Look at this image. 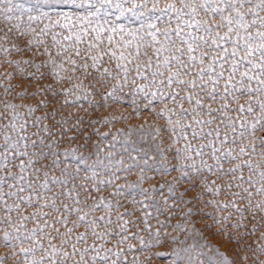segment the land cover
I'll return each instance as SVG.
<instances>
[{
  "label": "snow or ice",
  "instance_id": "snow-or-ice-1",
  "mask_svg": "<svg viewBox=\"0 0 264 264\" xmlns=\"http://www.w3.org/2000/svg\"><path fill=\"white\" fill-rule=\"evenodd\" d=\"M37 2L85 10L84 16L57 12L58 19L54 22L48 12L41 11L37 16L29 14L28 33L37 37L50 35L53 46L60 45L57 55L64 56L73 65L72 72L76 71V61L71 57H80L79 44L91 37L84 58L92 61V68H98L107 55L116 61L119 73L113 76L104 68L101 76L123 80V84L113 86L107 95L118 99V91H123L129 74L135 72L144 83L135 88L134 95L142 94L147 101L144 108L166 121L163 129L170 134L171 142L167 149L157 145L160 160L151 166L147 154L143 158L144 166L136 157L125 166L123 159L114 161L112 153L102 160L98 152L96 160L88 163L89 156L77 155V149L54 153L51 143L47 142L52 140L55 127H60V139L68 131L76 132L70 140L81 135L83 117L77 116L73 123L71 114L65 116L61 112L66 105L73 106L81 98L87 100V95L74 96L72 89H63L62 100L39 117H34V113L40 108L49 109L52 101L45 98L33 106L16 104L10 99L0 100V264H147L152 256L166 255L175 257L172 264L184 259L187 264H205L200 257H193L189 249L182 250L186 257L181 256V250L170 254L149 251L163 244L160 237L165 224L157 220L159 227L153 232L149 223L152 212L148 209L153 207L157 216L161 214L153 197L165 186L169 197H177L181 204L200 203L210 194L212 199L207 200L205 206L211 205L214 211L227 213L213 217V223L220 225L217 234L226 232L230 241L243 245L237 249L244 253L239 257V264H264V231H260L264 228V0ZM30 3L31 0H0V17L4 22L0 27V53L5 57L12 51L19 53L25 48L31 50L33 45L44 44L43 39L29 40L24 46L20 44V37L27 33L20 32L19 22L25 12H32V8L25 7ZM101 10L104 16L115 10L121 16L142 22L136 29H125L123 25L105 28L99 23ZM42 18L50 22L41 28ZM61 19L65 23H60ZM13 20L17 23L13 24ZM93 20L95 27L74 30L80 22L91 26ZM54 27L68 34L54 33ZM13 32L17 33L16 42L5 47ZM105 32L109 33L106 43L102 38ZM114 34L120 39L116 40ZM125 36L130 38L125 39ZM102 46L107 51H103ZM44 54L51 57L47 48ZM4 62L23 74L20 61L6 58ZM22 63L36 69L28 74L37 85L31 95L51 92L55 98L52 85L39 84L45 79L40 69L55 64V60ZM81 67L87 70L89 64L85 62ZM58 68H63V64L48 74L56 82L65 79ZM14 76L15 73H0L3 77L0 88L5 97L15 92L13 99L23 100L29 96L27 86L16 92L12 83ZM131 83L136 85V79ZM156 104L162 105L158 112ZM20 108H25L23 115L18 111ZM57 115L59 120L55 119ZM45 120L53 123L45 124ZM103 122L111 121L104 118ZM160 134L161 128H157L156 135ZM181 141L182 146L175 147ZM61 155L75 163L66 164L60 159ZM135 168L140 169L136 181L116 186L115 182L121 179L117 173L126 174ZM150 171L162 175L175 171L179 175L160 184L159 188L145 189V181L152 179L146 175ZM123 178L127 181L126 175ZM184 181L188 186L178 193ZM189 192L195 194L185 199ZM163 203L168 205L167 197L163 198ZM128 204L133 205L131 210ZM137 210L142 215L133 219ZM192 212L189 208L184 214ZM233 217L235 222H232ZM229 223L240 235L233 237L227 232ZM142 233H146L147 238ZM256 233H259L257 241L246 244V239ZM131 241L140 245V255L148 253L143 261L136 255L128 259V253L136 250V244ZM217 254L220 264H237L235 258L229 259L218 249ZM206 264L217 262L208 257Z\"/></svg>",
  "mask_w": 264,
  "mask_h": 264
},
{
  "label": "rangeland",
  "instance_id": "rangeland-1",
  "mask_svg": "<svg viewBox=\"0 0 264 264\" xmlns=\"http://www.w3.org/2000/svg\"><path fill=\"white\" fill-rule=\"evenodd\" d=\"M25 7H30L33 10L31 13L25 12L22 21L19 22L21 25L20 32L27 33L26 35L20 37L21 46L26 45L29 40L36 39H43L44 44L39 47L33 45L31 50L25 48L23 52L19 53L12 51L7 55V57H5L3 53H0V73H15L12 83L16 86V92L22 91L27 86V91L29 93V96L25 97L23 100L18 98L13 99V97H15V92L11 97H5L3 88H0V100L10 99L11 102L16 104L33 106L45 98L52 101V105L49 106V109L40 108L34 113V117H39L43 115L45 111L50 110V108L54 106L57 101L62 100L63 89H72L74 96L83 97L84 95H87V100L81 98L73 106L66 105L61 112V114L65 116L71 114L73 123L75 122V118L77 116L83 117V124L80 126L83 129V132L75 140L69 139V137L76 135V132L74 131H68L67 134L63 136V139H60V127L53 128L52 140L47 141L51 143V151L54 153L57 151L63 153L71 149H77V155L89 156L88 163H92L96 160L97 152L99 153V158L102 160L109 153H112V159L114 161L123 159L125 166L132 163V157H136L137 162H139L141 166H144L143 158L145 157V154H147V156L150 157V159H148V165L151 166L156 164L160 160L157 145H160L163 149H167L171 142V136L163 129L166 121L164 119L157 118L151 109L144 108L147 101L143 99L142 94L134 95L135 88L143 84L144 81L136 77L135 72H131L129 74L128 84L124 85L122 92L118 91L117 93L119 98L116 99L110 97L107 94L111 92L113 86L123 84V80L113 79L107 75L103 77L101 76L104 68H108L112 72L113 76H117L119 73V70L115 66L116 61L110 60L107 55L104 56L103 61L98 65V68H92V61L84 58V50L87 49V45L91 41V37L87 38L84 43L79 44V48L82 50L81 56L77 57L73 55L71 57L76 61V71L72 72L71 69L73 65L69 64L65 60L64 56L57 55V52L60 51V45L53 46L50 35L46 37H37L34 33H28L27 22L29 14L37 16L40 15L41 11L48 12L51 20L54 22L58 19L56 15L57 12L78 13L80 16H84L86 15L85 10L65 5L49 6L48 4H44L42 2L38 3L37 0H31V3L26 4ZM125 7H128V5ZM130 15L131 14H128V16ZM42 19V23L38 22L39 27L41 28L44 24H48L50 22L46 18ZM105 21H107V23H105ZM141 22L142 21L136 20L135 18L129 19L121 16L120 13L115 10H112V12L107 16H104L103 11L101 10L99 19V23L103 24L105 28H110L114 25H123L125 29H136L140 27ZM12 23L15 24L17 21L13 20ZM60 23H65V21L61 19ZM3 26V18L0 17V27ZM36 26V24H33V27ZM95 26V20H93V24L91 26H87L84 22H80L74 30L79 31L81 27ZM38 30L39 29H37V31ZM52 31L54 33L63 32L65 35L68 34L66 30H62L59 27H54ZM108 34L109 33L105 32L102 36V38L105 39V43L106 36ZM92 35L94 36L95 34L93 33ZM16 38L17 33L13 32L11 39L5 44V47H11V44L16 42ZM114 38L119 40L120 36L118 34H114ZM129 38L130 37L125 36V39ZM62 43L67 44L71 42L62 41ZM45 48H47L48 52L51 53V57L44 54ZM102 50L107 51V48L102 46ZM92 54L95 55L96 53L93 52ZM6 58L13 61H20L21 68L24 69L23 74L19 73L13 65L5 63L4 61ZM49 59L55 60V64H52L49 67H42L40 69V72L45 74V79L39 81V84L41 86L52 85L53 90L56 92V97L53 98L51 92L44 93V95L32 96L31 94L36 91L37 85L32 81L28 74L35 72L36 69L31 65H24L22 62L25 60H31L35 64H41ZM85 62L89 64L87 70L81 67V65ZM59 64H63V68H58L57 71H59L60 75L65 77V79L60 82H56L48 74ZM120 75L122 76V74ZM68 77H70V79H68ZM0 79H3V77H0ZM132 79H136V85L131 83ZM76 85L79 86L78 89L74 87ZM71 98L72 97H69V99ZM133 101H135V103H133ZM0 107H2V105H0ZM154 107L158 112L160 111L162 105L156 104ZM18 111L23 115L25 108H20ZM112 117H116V119H111ZM104 118H109L111 122L105 124L103 122ZM55 119L59 120V115H57ZM44 123L51 124L53 121L45 120ZM68 127H70V125ZM157 128H161V134L159 136L156 135ZM31 130L32 129L30 128L29 131ZM77 131H79V129ZM129 132H131V135H129ZM105 133H108V135L104 136ZM114 137L115 139H113ZM182 144L183 141L175 145V147H181ZM57 145H59L58 148ZM125 148H127V152H125ZM133 149H139L140 151L136 152L133 151ZM45 151L47 152L48 149H45ZM165 155H168L169 159H172L167 152ZM60 159L64 160L68 165L75 163L62 155L60 156ZM205 159L207 160L208 157L205 156ZM173 163H175L174 160ZM209 163H212V161L209 160ZM139 172L140 169L135 168L126 174L117 173L121 179L115 182L116 186L124 185L126 182L132 183L136 181L139 176ZM245 172H247V170H245ZM81 175H83V173H81ZM125 175L127 176V181L123 178ZM146 175L152 177V179L145 181L143 187L145 189H151L153 187L159 188L160 184L165 183V181H171L174 177L178 176L179 173L173 171L168 175H162L158 172L150 171L147 172ZM187 186L186 181L182 182L178 187L177 192H183L184 188ZM109 191H111V189H109ZM197 191H199V189H197ZM233 191H236V189H233ZM103 194L107 195V193ZM194 194V192H189L185 199H188ZM164 197L168 198L167 206L163 203ZM137 199H141V197H137ZM153 199L160 208L161 214L157 216L154 208L149 207L148 211L152 212V217L150 218L149 223L152 226L153 232H155L159 227L157 220L164 222L165 227L161 229L160 237L161 240H163V244L159 247L149 249L150 252H163L170 254L173 250H181V256L186 257L187 254L182 250L189 249L193 257H200V259L205 261V264L208 257H212L217 264H220V256L217 254L218 249L219 253L226 255L229 259L235 258L237 264H239V257L244 253L238 252L237 249L243 247V245L230 241L226 232L221 231L217 234L220 225L213 223V217L218 218L222 215H227V213L216 212L213 210L211 205L205 206V202L212 199L210 194H206L203 201L200 203L193 201V203L190 204H181L179 203L177 197H169L167 187L165 186L161 192H157L154 195ZM257 199H259V197H257ZM148 203L151 204L152 202L150 201ZM174 204L178 206H173ZM127 207L131 210L133 205L128 204ZM189 208L193 209L192 214L185 215L184 213H187ZM141 215L142 213L137 210L133 219H136ZM232 222H235V217H233ZM177 224H180L181 227L176 228L175 225ZM251 226V224L248 225L249 228ZM260 231H264V228H261ZM165 232L167 233L166 237L164 236ZM227 232L231 233L233 237L240 235L239 232L235 231L231 227V223L228 224ZM142 234L145 238H147L146 233ZM258 235L259 233H256L248 237L245 243L252 244L257 241ZM131 243L136 244V250L128 253V259L131 260L133 255H136L143 261L148 253L145 252L143 255H140V245L136 241H131ZM201 253L204 255L200 256ZM174 259L175 257L172 255L160 257L152 256L147 264H172ZM176 264H187V259H184L183 261L178 260L176 261Z\"/></svg>",
  "mask_w": 264,
  "mask_h": 264
}]
</instances>
